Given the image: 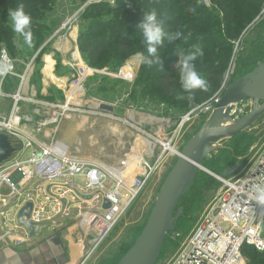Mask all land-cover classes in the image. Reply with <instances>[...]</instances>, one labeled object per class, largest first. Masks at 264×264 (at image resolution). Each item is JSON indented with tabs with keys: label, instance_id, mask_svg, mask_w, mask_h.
Returning <instances> with one entry per match:
<instances>
[{
	"label": "rangeland",
	"instance_id": "374dc122",
	"mask_svg": "<svg viewBox=\"0 0 264 264\" xmlns=\"http://www.w3.org/2000/svg\"><path fill=\"white\" fill-rule=\"evenodd\" d=\"M87 1L42 0V4L37 7L38 13L40 12L39 16L42 17L36 18L35 23L36 25L38 23L47 26V30L44 31L46 41H38L41 42L38 47L34 45L33 41L32 46L29 47L24 44L22 36L14 33L12 40L15 42L13 49L15 53H9L8 51L7 53L14 64V73L17 78H13V76L0 77V89L2 92L6 93V90H8V94L16 92L20 82L19 77L26 75L27 79L29 78L28 84L30 87L34 88V91L39 94L38 90L43 85L42 70L44 67L43 59L38 60L40 51L46 49L47 53L45 55H49L55 60L58 59L60 62L65 58L69 59L73 53L71 49H74V42L77 41L79 35L87 33L89 24L95 21L103 23L114 17L113 13L107 11L91 14L90 16L88 14L84 15ZM205 4L209 7V0L205 1ZM41 10L44 11H42V14ZM5 22L9 26L11 25L8 15L5 18ZM220 30L217 27L213 28L210 38L225 40L226 35ZM202 42L201 40H193L192 46L199 44L203 48L204 54L221 53L223 51L217 47L209 49ZM63 46L67 51L63 54L64 57L61 58L60 54L55 52V49L61 50ZM189 48L191 46L183 50L187 51ZM228 49H230L231 53L228 57L222 85L214 94V96L216 95L219 98L224 96L227 88L236 79L252 72L258 64L264 63V5L260 13L229 44ZM257 51H260L259 55H257ZM253 54L255 61H257L256 64L246 61V58ZM80 58V62H82L80 67H87L91 70L84 78L82 84L85 91L82 106L85 112L82 114H71L69 118L63 119L57 132L53 134L54 139L66 146L71 155L91 160L104 166H117L122 161H131L140 155H144L148 166L152 167L159 157H163L148 184L127 209L126 214L119 221L110 237L87 263L118 264L142 231L162 184L177 160L176 154L171 155L169 151H163L162 143L166 144L168 142L175 128L195 108L184 114H179L169 104L160 103L152 88L147 87V85H141L134 92L135 87L139 83V65L135 63L133 56L123 60H111L110 58L103 63L102 66L104 67L102 70L91 68L87 57L84 56L82 58L80 54ZM58 60H56L58 65L55 67L54 75L56 77L66 76L67 79L63 81V85L68 88L75 80L74 74L69 68L65 72L66 68L64 69L62 65H59ZM244 63H246V67H244ZM127 65H131L134 71L131 81L116 77L121 67ZM240 67L242 70H239ZM12 79L15 81H11ZM46 87L54 90V99L64 100V91L60 95L51 83ZM87 101H97L106 107H112L113 118L103 119L92 115L90 112L93 111L94 105ZM0 104L4 105L0 107V113L7 114L11 106L10 101L0 100ZM251 107L252 103L249 100L236 104L231 118L238 120L244 117L250 112ZM29 111L26 109L25 113H29ZM25 116L32 117V114L29 113ZM42 117L48 118V115L42 114ZM74 117L84 119L83 121L85 122L84 125L81 124L83 129L79 133L74 131L76 123ZM40 120V117L35 118L33 123L24 128V130L28 133L33 132L36 129V121L39 122ZM206 120V117L202 115H193V117L188 118L183 125L181 133L172 144L174 149L178 152L181 151ZM50 129L48 128V130L45 129L44 131L50 134L52 133ZM139 130L155 138L156 141L147 138ZM77 138H80V141H77ZM76 142H79V144L76 145ZM263 143L264 114L243 133L233 138H224L213 145L212 152L203 162L206 171L202 170L198 173L193 188L188 191L180 202L179 208L181 210L187 207L192 210V213H185L186 218L192 219L191 229L187 233H182L180 229L184 221L180 220L179 222L178 220L174 224L173 231L165 239L156 264H169L174 260L188 236L195 229L197 221L217 196L221 189V183L217 179L218 177H214L211 173L220 175L227 168L240 164V158L244 160L245 157H252L256 151H253V149L255 147L259 148ZM239 168L241 169L242 167ZM130 171L127 170L124 175L128 176ZM130 178H127V180ZM74 180L76 183L81 184L83 177L77 176ZM73 229L76 235L74 236V242H81L82 236L79 233L80 231L78 232L79 227L74 225ZM92 237L91 233L89 235L83 233L85 252L87 251V239L90 240ZM241 257V264H249L246 255L241 253Z\"/></svg>",
	"mask_w": 264,
	"mask_h": 264
},
{
	"label": "built area",
	"instance_id": "2783aa9c",
	"mask_svg": "<svg viewBox=\"0 0 264 264\" xmlns=\"http://www.w3.org/2000/svg\"><path fill=\"white\" fill-rule=\"evenodd\" d=\"M100 3L113 6L115 0H88L86 6ZM68 66L75 80L66 88L63 101H44L24 96L22 86L26 75L19 77L16 93L8 94L0 89V99L11 103L9 112L0 114V133L6 134L15 148L11 159L0 165V244L5 239L20 240V232L28 237V232L19 226L17 215L30 202L33 206L30 222L34 225L35 233L41 226L56 225V220L74 214L82 232L93 235L90 240L87 239V251L81 262L87 264L148 184L163 157H159L150 167L144 155H140L126 176L124 174L130 161H122L113 167L104 166L71 155L66 146L56 141L53 134L61 121L71 114L85 112L82 84L91 70L75 67L74 64ZM133 72L131 65H127L121 67L116 77L131 81ZM7 76H16L14 67ZM219 99L215 95L191 111L172 132L168 142L162 143L163 151L177 155L178 151L172 144L185 122L193 115L208 119ZM24 103L34 106L32 117L21 114ZM104 108L106 106L96 101L90 113L103 119L113 118ZM42 114H47L48 118L42 117ZM39 117L41 120L36 121V129L31 133L26 132L24 128ZM48 128L52 133L44 131ZM139 131L156 141L144 131ZM25 150L29 151V155H24ZM254 150L257 152L252 157L239 159L240 164L236 165L237 171L232 176L217 178L221 183L220 191L169 264H241L244 245L258 252L264 251V205L256 202L252 192L254 184H264V143ZM111 172H118V176H113ZM77 176L84 178L82 184L73 181ZM78 195L89 196L91 200H83ZM105 200L110 204L106 210L102 208Z\"/></svg>",
	"mask_w": 264,
	"mask_h": 264
},
{
	"label": "trees",
	"instance_id": "16d2710c",
	"mask_svg": "<svg viewBox=\"0 0 264 264\" xmlns=\"http://www.w3.org/2000/svg\"><path fill=\"white\" fill-rule=\"evenodd\" d=\"M80 1L86 2L87 0ZM19 3H23L25 11L33 17L34 45L38 47L41 42L46 41L44 31L47 30V26L35 23L36 18L42 17L39 16L40 12L38 13L37 10V7L42 4V0H0V49L4 47L9 53H15L13 50L15 42L12 40L14 32L11 30V26L5 22V18L8 15V10L17 8ZM263 5L264 0H209V7L204 0H115L114 6L109 3L90 4L86 6L84 15L90 16L107 11L113 13L114 17L103 23L95 21L89 24L87 33L78 36L77 48L82 58L87 57L91 68L95 70H102L103 63L110 58L111 60L128 59L134 56L137 51L147 55V46L137 25L143 19L146 11L155 8L157 20L162 22L166 33L162 43L157 46L161 63L153 64L151 67L139 65V83L134 92L141 85H147L152 88L160 103L169 104L170 107L176 109L177 113L184 114L207 102L219 90L231 53L228 49L229 44L260 13ZM42 11L41 14L44 12ZM215 27L221 29L220 31L226 35L225 40L210 38ZM175 31L181 32V38L178 40L169 39V36ZM192 39L203 41L202 44L209 49L217 47L223 51L221 53H206L196 62V71L206 75L210 88L206 92L196 90L192 94L193 100L190 102L187 98L177 99L178 95L185 97L188 95L182 91L179 83L178 54L184 51L183 49L192 46ZM255 49L258 50L256 47ZM259 52L257 51V55ZM46 53V49H42L38 56L39 59H37L42 60ZM246 61L257 63L254 54L247 57ZM244 67H246V63H244ZM239 70H242L241 67ZM13 78L17 77L13 76ZM7 92L8 90H6ZM188 212L192 213L189 207L182 209V214L178 219L179 222L180 220L184 221L180 229L182 233H187L191 229L192 219L185 217V213L188 214ZM262 235L264 236V221ZM242 254L246 255L249 264H264V251L258 252L253 247L244 245Z\"/></svg>",
	"mask_w": 264,
	"mask_h": 264
},
{
	"label": "water",
	"instance_id": "95a60500",
	"mask_svg": "<svg viewBox=\"0 0 264 264\" xmlns=\"http://www.w3.org/2000/svg\"><path fill=\"white\" fill-rule=\"evenodd\" d=\"M244 100L252 103L250 112L238 120H233L231 116L234 106ZM263 114L264 63H260L252 72L236 79L227 88L206 122L177 153V160L162 184L142 231L118 264L157 263L165 239L182 214V210L178 208L179 201L190 190L198 172L206 171L203 162L212 152L213 145L224 138H233L243 133ZM14 152L15 148L12 147L9 137L0 133V165L11 159ZM236 171L237 167L233 166L220 175L211 174L227 179ZM78 196L83 200H91L89 196ZM32 207L30 202L26 203L17 215L19 226L30 237L35 233L34 225L30 222ZM109 207V202L105 200L102 208L106 210Z\"/></svg>",
	"mask_w": 264,
	"mask_h": 264
},
{
	"label": "crops",
	"instance_id": "0c3cea01",
	"mask_svg": "<svg viewBox=\"0 0 264 264\" xmlns=\"http://www.w3.org/2000/svg\"><path fill=\"white\" fill-rule=\"evenodd\" d=\"M74 45V49H71L73 51L71 58H65L61 62L58 61L64 69L66 68L65 72H67V68L70 69L68 64H74L75 67L81 66L80 63L82 62H80L81 58L76 41L74 42ZM66 51L67 49L64 46L61 50L55 49V52L59 53L61 58L64 57L63 54H65ZM42 59L44 63V67L42 70L43 85L38 90L39 94L38 92L34 91V88L30 87V85L28 84L29 78L27 79V77L24 79L22 94L26 97L37 98L44 101H59V98L54 99V90L48 89L46 86L51 83V85L56 88L59 94H63V91L64 93L66 91V87L63 85V81H66L67 77L62 75L56 77L54 75L57 62L55 59H53V57L44 55ZM67 61L69 62L68 64ZM87 102L93 103L95 105V101ZM3 106V104H0V107ZM21 107V114H32L34 106L29 105L28 103H24ZM26 109L30 110L29 113H25ZM104 109L108 113L112 114V107H106ZM0 114L5 115L2 112ZM83 120L84 119H81L79 117H74V121L76 122L74 128L75 133H79L80 131H82L83 128L81 127V124H85ZM77 141H80V138H77ZM78 144L79 142H76V145ZM24 153L25 156L29 155V151L25 150ZM73 181L75 182L74 179ZM82 183L83 180L81 184ZM74 217L75 216L73 214L69 218H60L56 220V225L41 226L37 229L36 233H34L33 237H30L29 235L28 237H25V233L20 232L19 234L21 235V238H18L20 240H16L14 238L5 239V241L0 244V264H81L85 253V242L83 241V232ZM74 225H77L79 227L78 232L80 231L79 233L82 236L81 242H74V236H76L73 229ZM1 234L2 232L0 225V235Z\"/></svg>",
	"mask_w": 264,
	"mask_h": 264
},
{
	"label": "clouds",
	"instance_id": "9594fccd",
	"mask_svg": "<svg viewBox=\"0 0 264 264\" xmlns=\"http://www.w3.org/2000/svg\"><path fill=\"white\" fill-rule=\"evenodd\" d=\"M8 16L11 20V30L23 37L24 44L31 47L33 44L32 17L25 11L23 3H19L17 8L9 9ZM141 31L143 41L146 43L147 55L143 52H135L133 59L138 65L151 67L153 64H160L161 57L157 52V46L163 41L166 35L162 22L157 20V10L152 8L144 13L143 19L137 25ZM181 32L175 31L169 36V39H180ZM179 83L182 91L187 93V97L178 95L177 99L187 98L190 102L193 100V93L196 90L206 92L210 84L206 75L196 71V62L204 56V50L199 45H193L187 51L179 54ZM13 63L8 56L7 49H0V77L7 76L13 71ZM195 110V109H194ZM253 197L258 204L264 205V184L256 183L252 187Z\"/></svg>",
	"mask_w": 264,
	"mask_h": 264
},
{
	"label": "bare ground",
	"instance_id": "6f19581e",
	"mask_svg": "<svg viewBox=\"0 0 264 264\" xmlns=\"http://www.w3.org/2000/svg\"><path fill=\"white\" fill-rule=\"evenodd\" d=\"M77 57H78V56H77ZM77 57H76V58H77ZM172 150H173V149H172ZM172 150H171V151H172ZM173 151H174V150H173ZM135 160H136V159H134V160H131V161L129 162V166H130V165H132V164H133V162H134ZM131 168H132V167H128V169H127V170H131ZM127 170H126V171H127ZM111 173H112V175H113V176H115V177H117V176H118V174H117L118 172H116V173H115V172H111Z\"/></svg>",
	"mask_w": 264,
	"mask_h": 264
}]
</instances>
